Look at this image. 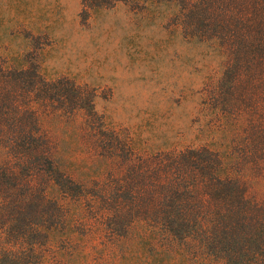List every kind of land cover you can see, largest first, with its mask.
<instances>
[{"label":"trees","instance_id":"16d2710c","mask_svg":"<svg viewBox=\"0 0 264 264\" xmlns=\"http://www.w3.org/2000/svg\"><path fill=\"white\" fill-rule=\"evenodd\" d=\"M195 17L182 30L214 56L203 98L216 113L207 126L215 136L135 154L102 129L104 156L125 164L109 193L166 241L197 239L202 264H264V0H197ZM19 62L0 55V264H38L39 254L20 246L50 240L57 218L85 195L65 172L43 116L84 110L85 126L98 122L78 86ZM113 204L104 208L119 211Z\"/></svg>","mask_w":264,"mask_h":264},{"label":"rangeland","instance_id":"374dc122","mask_svg":"<svg viewBox=\"0 0 264 264\" xmlns=\"http://www.w3.org/2000/svg\"><path fill=\"white\" fill-rule=\"evenodd\" d=\"M92 1L97 5L0 0V55L14 65L24 58L47 79L72 82L98 118L88 127L84 110L43 116L65 172L85 195L57 218L50 240L40 236L19 251L39 254L38 264H202L197 239L168 242L124 205L104 208L114 203L109 191L125 164L105 157L98 137L103 129L129 143L131 152L147 154L215 136L207 126L216 113L203 98L214 56L182 30L183 20H197V0Z\"/></svg>","mask_w":264,"mask_h":264}]
</instances>
